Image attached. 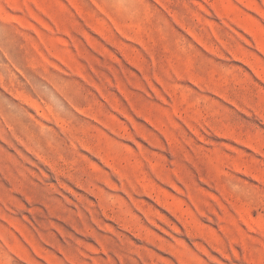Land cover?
<instances>
[{"label":"rangeland","instance_id":"1","mask_svg":"<svg viewBox=\"0 0 264 264\" xmlns=\"http://www.w3.org/2000/svg\"><path fill=\"white\" fill-rule=\"evenodd\" d=\"M0 264H264V0H0Z\"/></svg>","mask_w":264,"mask_h":264}]
</instances>
